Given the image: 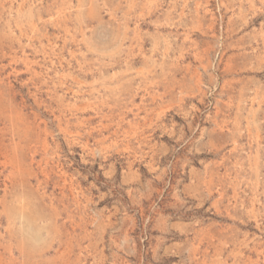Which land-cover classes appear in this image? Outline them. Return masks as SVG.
Here are the masks:
<instances>
[{
  "label": "rangeland",
  "instance_id": "374dc122",
  "mask_svg": "<svg viewBox=\"0 0 264 264\" xmlns=\"http://www.w3.org/2000/svg\"><path fill=\"white\" fill-rule=\"evenodd\" d=\"M0 264H264V0H0Z\"/></svg>",
  "mask_w": 264,
  "mask_h": 264
}]
</instances>
